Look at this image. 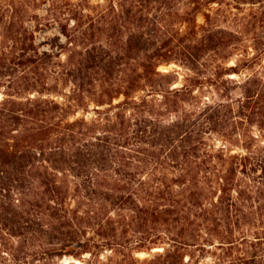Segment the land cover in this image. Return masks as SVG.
<instances>
[{"label":"trees","instance_id":"obj_1","mask_svg":"<svg viewBox=\"0 0 264 264\" xmlns=\"http://www.w3.org/2000/svg\"><path fill=\"white\" fill-rule=\"evenodd\" d=\"M178 1L109 0L101 31L112 32L110 43H84L92 31L61 23L64 42L54 36L41 48L35 32L55 15L36 12L41 0H0L1 231L53 245L44 251L52 256L110 250L100 264L119 255L133 264H264V149L246 140L245 153L226 154L210 143L244 124L264 128V80L185 110L195 87L238 72L219 64L214 77L198 76L237 37L212 30L172 45L178 35L157 23ZM188 2L197 7L187 15L201 4ZM171 61L193 73L178 87L175 70L158 69ZM89 103L90 118H71Z\"/></svg>","mask_w":264,"mask_h":264},{"label":"rangeland","instance_id":"obj_2","mask_svg":"<svg viewBox=\"0 0 264 264\" xmlns=\"http://www.w3.org/2000/svg\"><path fill=\"white\" fill-rule=\"evenodd\" d=\"M41 1L43 3L36 12L42 16L55 15L56 19V22H53L48 27L35 32V43L41 48H46L45 43L54 36H58L60 41L64 42L65 38L59 26L61 23L65 24L68 30L79 28L86 29L87 33L92 31L94 33L93 38L84 43L90 41L94 43L101 42L103 45L110 43L108 35L112 32L107 29L106 31L105 29L101 31V28H104L103 26L108 21L105 8H108L109 0ZM199 1L201 3L200 7L196 12H192V15H187L186 12L197 7L196 2H188V0H179L177 3H173L170 9L160 12L159 18L161 20L157 24L161 26V34L164 33V36H182V41H178L176 39L177 36L171 44L183 46L192 44L194 41H191V39H199L208 31L222 30L231 32L237 38L227 47L230 55L227 58H222L218 55L205 58L204 62L207 70H204V73L198 76L202 79L214 77V72L219 64L226 67L236 66L238 72L224 74L217 78V85L203 83L195 87L193 91L194 99L191 102L193 104H185V110L195 109L197 105L202 106L205 103H213L220 100L223 90L228 89L226 95L230 97L239 95L240 90L234 85L248 78L254 77L264 80V0H214V2L210 3H207L206 0ZM52 3H54L53 6ZM95 12H102L106 15L102 18H96L94 17ZM91 24L93 27L89 29L88 27ZM29 25L33 26V23L29 22ZM111 38L113 47L115 48L114 41H116V37ZM77 45H79L78 48L83 46L82 43H78ZM64 58L62 56V59ZM158 69L160 71L175 70L177 72L178 79L173 87H178L182 83L187 82L186 77L193 74L191 71L180 66L176 61L159 65ZM66 90H68V87ZM156 97L160 99V96ZM120 99L121 97L115 99L114 102ZM92 109L93 104L89 103L86 108L87 111L79 110L71 118H90L92 116ZM175 115V113H168L164 115V118L169 120L170 118H174ZM210 136V143H213L216 148L223 147L226 154L245 153L246 150L242 147V144L246 140H252L250 141L249 150L264 149V128H259V125L256 123L251 125L244 124L241 128H237L230 136H224L221 133L210 134ZM90 233L92 234V232ZM73 245L77 246L78 243H74ZM156 246L158 247H152L149 252H137L135 256L139 259L148 258L152 253L162 250L161 244ZM243 246L240 245L239 247ZM50 247L54 246L39 241H23L22 238L9 235L6 230H0V264H100L102 261L107 262L109 255H112L110 250L102 249L94 256L89 253H83L78 258L70 255L59 257L44 252L45 248ZM186 260L187 258H185ZM112 262H114L112 264H133L128 258L122 260V256L120 255ZM200 263L211 264L212 259L205 257L200 259L198 264Z\"/></svg>","mask_w":264,"mask_h":264}]
</instances>
